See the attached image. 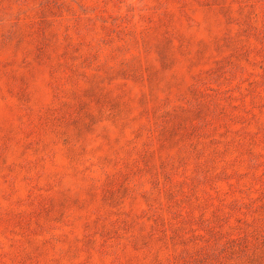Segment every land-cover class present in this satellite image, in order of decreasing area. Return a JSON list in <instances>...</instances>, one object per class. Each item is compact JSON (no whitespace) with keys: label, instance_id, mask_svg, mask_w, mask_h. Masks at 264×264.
I'll return each mask as SVG.
<instances>
[{"label":"rangeland","instance_id":"obj_1","mask_svg":"<svg viewBox=\"0 0 264 264\" xmlns=\"http://www.w3.org/2000/svg\"><path fill=\"white\" fill-rule=\"evenodd\" d=\"M0 264H264V0H0Z\"/></svg>","mask_w":264,"mask_h":264}]
</instances>
